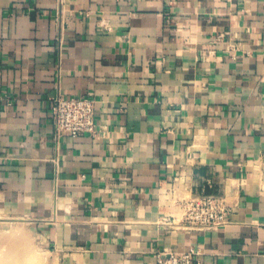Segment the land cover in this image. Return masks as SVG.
<instances>
[{"label":"crops","instance_id":"obj_1","mask_svg":"<svg viewBox=\"0 0 264 264\" xmlns=\"http://www.w3.org/2000/svg\"><path fill=\"white\" fill-rule=\"evenodd\" d=\"M59 94L94 100L95 136L56 139ZM200 194L228 226L182 227ZM10 221L46 264H264V0H0Z\"/></svg>","mask_w":264,"mask_h":264},{"label":"built area","instance_id":"obj_2","mask_svg":"<svg viewBox=\"0 0 264 264\" xmlns=\"http://www.w3.org/2000/svg\"><path fill=\"white\" fill-rule=\"evenodd\" d=\"M52 118L57 140L85 134L95 136L98 132L95 102L91 99L65 98L59 94L53 99ZM181 203L180 223L186 230L210 232L230 224L231 208L222 196L194 195ZM198 256L199 252L194 249L162 252L158 255V264H201Z\"/></svg>","mask_w":264,"mask_h":264},{"label":"rangeland","instance_id":"obj_3","mask_svg":"<svg viewBox=\"0 0 264 264\" xmlns=\"http://www.w3.org/2000/svg\"><path fill=\"white\" fill-rule=\"evenodd\" d=\"M0 264H46L44 253L24 221H10L0 233Z\"/></svg>","mask_w":264,"mask_h":264}]
</instances>
